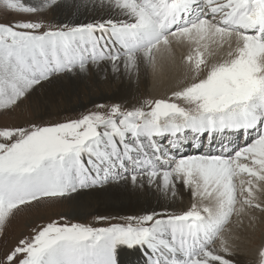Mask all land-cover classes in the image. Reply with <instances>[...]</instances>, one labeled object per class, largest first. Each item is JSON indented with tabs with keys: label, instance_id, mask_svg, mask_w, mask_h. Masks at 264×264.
<instances>
[{
	"label": "snow or ice",
	"instance_id": "1",
	"mask_svg": "<svg viewBox=\"0 0 264 264\" xmlns=\"http://www.w3.org/2000/svg\"><path fill=\"white\" fill-rule=\"evenodd\" d=\"M0 12L19 17L0 21V115L89 75L138 81L165 54L181 74L163 96L0 125V243L18 212L86 190L192 198L101 227L49 219L0 264H235L232 226L264 219V0H0Z\"/></svg>",
	"mask_w": 264,
	"mask_h": 264
},
{
	"label": "rangeland",
	"instance_id": "2",
	"mask_svg": "<svg viewBox=\"0 0 264 264\" xmlns=\"http://www.w3.org/2000/svg\"><path fill=\"white\" fill-rule=\"evenodd\" d=\"M63 14V13H62ZM65 17V15L63 14ZM60 12L55 13L51 15L49 13V17L51 19V23L58 24L64 19ZM60 17V18H59ZM19 17L8 15L6 13L0 12V21H10L14 19H18ZM101 75V74H100ZM176 78V86L181 81V74H179ZM102 82H106L105 84H102L101 82H98L95 84L92 82L94 79H97L96 77H93L92 75H89L87 78L90 80L91 85L93 84L91 88L92 95L101 96L103 95H110L111 93H114V90L116 89V86L110 85L111 82L108 80L107 83V77L105 74L100 76ZM118 78V77H117ZM121 78V77H120ZM110 83V84H109ZM113 84V83H112ZM116 84V83H114ZM173 85L172 88L176 87ZM100 88V90H99ZM135 91H133L132 95L129 97V99H125L124 101L121 100H113V99H100L98 100L99 103L96 104H110V103H121V104H131L135 102V99L140 96L145 95H151V96H163L164 94H153L148 89L144 82L140 84V86L137 88L135 87ZM90 92V91H89ZM40 93H43L41 91ZM110 93V94H108ZM61 95V96H60ZM114 95V94H112ZM132 97V98H131ZM85 97H77L72 99L75 101L70 102L66 100L64 92L58 93L56 95V100L52 103L51 106L45 107L41 101L36 100L35 98L32 100L31 105L26 102V104L23 106V110L18 108L15 110V112L11 113H5L3 115H0V125H18L23 121H27L29 119L33 120H39L43 119L45 121H51L56 119H62L64 117L68 116H75L79 114L80 112H85L89 109H92L96 104L91 103L87 101ZM86 100V101H85ZM78 101V102H77ZM84 105L81 106V103ZM80 102V103H79ZM87 102V103H86ZM97 102V101H94ZM80 104V105H79ZM34 105L36 108L39 109V111L45 113L43 116L38 115L36 111L33 110ZM87 105V106H86ZM44 109V110H43ZM124 189H131V187H127ZM85 193V192H83ZM82 193V194H83ZM191 198V196H190ZM192 199V198H191ZM182 200L181 196H179L178 202ZM90 201V200H89ZM81 201L76 202L75 198L72 200L68 199H56V200H46L43 201L39 206H35L32 208L24 209L20 212H18L15 217L11 220V222L7 226V237L6 241L7 243H0V252L6 251L8 247H10L12 244L16 242L17 239L21 238L22 235L29 233L30 229L38 223L46 222L49 219H59L61 216L66 217L68 220H71L72 222H79V223H94V226L101 227L106 226L109 222H118L119 218L129 216V215H139L140 213H133V214H125L123 212H120L117 209H111L107 208L106 205H103V208L107 210H101L96 209V203L90 201L88 204L84 206V208H80L78 206V203ZM112 203H122L125 204V201H108L107 204L111 205ZM184 203V202H183ZM182 203V204H183ZM75 204V205H74ZM181 204V203H180ZM57 205V206H56ZM73 205V207H72ZM99 205V204H98ZM190 205V204H189ZM101 206V205H99ZM188 206H184L181 208V206L177 205L175 207H168L167 209L169 211H181V209H184ZM87 208L90 209V212H87ZM86 212L84 215H74L73 212ZM143 212L141 211V214ZM96 217H110V218H116L110 221H98L95 218ZM248 223H245L247 225ZM234 235L235 237H238L232 241L234 244L233 248V254L232 260L235 262V264L238 261V249L241 248V246L246 243L247 246L245 250L243 249V254L250 257L246 258V264L250 263L252 260V257L255 258V263L257 264V249L261 245V243H264V219H259L254 222V225L251 227H246L243 230L236 229L233 225ZM236 232V233H235ZM235 242H239V245L235 244ZM249 252V255L247 254ZM253 254V255H252Z\"/></svg>",
	"mask_w": 264,
	"mask_h": 264
},
{
	"label": "bare ground",
	"instance_id": "3",
	"mask_svg": "<svg viewBox=\"0 0 264 264\" xmlns=\"http://www.w3.org/2000/svg\"><path fill=\"white\" fill-rule=\"evenodd\" d=\"M60 13L62 16L63 14L66 16V13H63V12H60ZM81 19H85V17H81ZM180 52H181V49L177 48L176 49L177 59L180 56ZM162 63L164 66L162 71L158 73H153L151 70H149L146 75L142 74L138 81L129 80L123 77L117 78V77H113L111 74H107L106 75L107 83L109 80L111 82V84L109 83L110 85L116 86L114 93H111V94L108 93L110 95H103V94H101V96L92 95L91 88L93 84L91 85L90 80L88 78H84V79L77 78L71 83H69L68 81H65V84L68 85L67 90H65L63 87H59L58 85L52 86L51 88L37 89L36 93L33 96V99L35 98L36 100H38L39 98H43V103H44L43 105L44 106L47 105V107L51 106L54 101H57L56 95H58V93H61V92H64L65 98L67 101H69V103L74 101L72 97L82 98L85 96L86 98H83V99H86L87 101L94 103V104L99 103L98 100L100 99L102 100L103 99H113V100L124 101L125 99H129L133 91L136 90L135 87L138 88L142 82L146 84L147 89L153 94L158 95L159 93L160 94L169 93L173 85L176 86V78L178 76L180 77L179 75L180 70L170 66L169 61L167 59V54H165L164 58H162ZM101 75H103V73ZM101 75L96 77L97 79H94L92 82H94L95 84H97L98 82L105 84L106 82H102V80L100 79ZM41 91H43V93H40ZM38 101H41V100L39 99ZM94 101H97V102H94ZM82 102L83 103H81V106L84 105V101ZM124 188H125L124 186L112 185V186L106 187L103 190H99V189L86 190L84 191L85 193L75 197V201L76 202L81 201L78 203V206L80 208H84L86 204L92 201L96 203V209L107 210L106 209L107 207L111 209H117L120 212H123L125 214L126 213L127 214L140 213L141 214V211L142 212L152 211L154 209L157 211H160L161 209L168 208V207H175L177 205L183 208L184 206H189V204L192 201V199L190 198V194L185 189H182V188L180 189L179 194L175 200L170 199V198L165 199L158 192H156L154 188L153 189L145 188L139 191L124 189ZM179 196H181L182 198L180 202H178ZM123 200L125 201V204H122V203H112L111 205L107 204L108 201H123ZM98 204L101 206H99ZM103 205H106L105 209L103 208ZM86 211L90 212V209L87 208ZM73 214L76 216L84 215L86 214V212L74 211ZM245 223H248V221L245 220ZM235 244L239 245V242H235ZM246 247H249V246H247L246 243L244 242L241 248L238 249L239 254H238V261L236 264H246V262H248L246 261V258H245L248 256H246L242 252L243 249L245 250ZM247 254L249 255V252H247ZM124 258L127 261V254H125ZM228 258L232 259V256ZM251 260L252 261L249 264H254L256 261L254 257H252Z\"/></svg>",
	"mask_w": 264,
	"mask_h": 264
}]
</instances>
